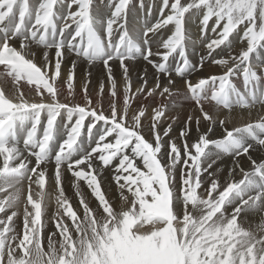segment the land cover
I'll list each match as a JSON object with an SVG mask.
<instances>
[{
    "label": "snow or ice",
    "instance_id": "1",
    "mask_svg": "<svg viewBox=\"0 0 264 264\" xmlns=\"http://www.w3.org/2000/svg\"><path fill=\"white\" fill-rule=\"evenodd\" d=\"M136 7L0 0V264H264V115L234 122L264 112V0H139L144 15L133 19ZM193 17L197 33L187 27ZM78 61L89 69L83 104ZM209 61L218 74H202ZM97 65L107 109L105 80L95 104L89 94ZM185 103L193 110L180 146L170 136L179 116L167 113ZM224 157L231 167L221 182L223 167L211 169Z\"/></svg>",
    "mask_w": 264,
    "mask_h": 264
},
{
    "label": "bare ground",
    "instance_id": "2",
    "mask_svg": "<svg viewBox=\"0 0 264 264\" xmlns=\"http://www.w3.org/2000/svg\"><path fill=\"white\" fill-rule=\"evenodd\" d=\"M99 2V0H98ZM107 2V0H105V3ZM138 2L139 0H134V4L137 5V7L134 9V12L132 13L133 19H135L136 17H143L144 13L140 11V9L138 8ZM152 2V0H145V4L147 5L148 3ZM157 6L159 4V0H155ZM101 12L105 11V9L101 8L100 9ZM156 15H158V12L156 9L153 10V16L152 19L154 20L156 18ZM211 23V22H210ZM197 25H198V20L193 17L192 19L189 20L188 22V29L190 32L192 33H197ZM208 35L211 37L213 34L211 33V31H209ZM240 48L239 44H236L233 48V52H237ZM203 54V48L201 45H197V47L195 49H190L189 50V59L192 63H199V58L200 55ZM50 55H54V50H52L50 52ZM213 55L216 58H219L221 55L223 56H227V50H224L223 52L220 49L216 50V53H213ZM76 59L75 56L73 55H69L67 56V58L65 59L63 65H62V75L66 76L67 71L71 65V61ZM210 65V61L208 64L205 65V68L203 70V75H212V74H218V69L215 66H209ZM146 65H144L143 63H140L139 65L136 66L135 70L132 72V78L134 81V87H135V81L136 78L139 74H142L145 70ZM148 68V72H149V78H151V74L154 71L150 66H147ZM89 69L87 68V65L85 62L83 61H78V65L77 68L75 70V102H79L81 104H83V99H82V82L84 80V74L86 71H88ZM90 71L92 72V76H91V84L89 85V94L93 100V103L95 104L96 100H97V92H98V86H99V81L101 79L105 80V97L103 100V106L105 109L108 108V97H107V92H108V84L106 81V74L103 70V66L102 65H97L95 67H93L92 69H90ZM114 71V75L118 81V92H122V83H121V74H120V70L118 67H114L113 69ZM197 75H193L191 77V79L193 80V82H195V80L197 79ZM11 87V83L9 82L8 85L5 86L6 90L8 88ZM66 91V88H65ZM61 99L63 100V97H61ZM122 101V98H121ZM138 102H133V107L137 106ZM193 110V106L190 103H185L182 107L177 108L175 111L170 110L167 115L168 116H172V115H178L179 116V121H177L176 123L173 124V131L170 133V136L172 138H176V143L180 146H182V142L178 139L179 136V130L180 128L183 126V122L184 120L187 118V116L192 112ZM252 115L251 117H249L246 113L244 116L243 120H239L237 119L236 121H234L237 125L241 124V123H246L249 120H257L259 118L260 115H264V112H258L256 109H252ZM198 114V113H197ZM171 122V121H168ZM148 121H145V124L147 125ZM164 126H167V124L165 123ZM203 130V129H202ZM196 136V129H195V123H193L192 125V132L190 134V138H189V143H192L195 139ZM168 139V138H165ZM253 156L255 158L256 154L253 153ZM244 166L247 167V161L244 162ZM218 167H223L224 171L220 176L221 182H223L224 177L227 175L228 172V168L231 167V158L229 157H224L223 159L217 161V163L215 165H213V169L218 168ZM210 170V171H211ZM52 174V169L50 167L49 169V175L51 176ZM70 177V173H65V183H64V189H65V194L67 197L70 198V202L73 204L74 207L78 206V198L75 196V193L73 192V187L71 186V184L68 182V178ZM105 177L108 178V180L110 181L111 177L110 174L108 172H105ZM239 178V177H237ZM82 184V191L87 192L86 187L83 186V182H81ZM46 191L49 192V197L48 200L51 201V203L48 206V211L52 208V204H54V200H55V196L57 195L56 189L54 185H50L48 187H46ZM113 197H117V191L115 189V186L113 185L111 192L109 193V198L112 199ZM47 203V201H46ZM82 211V210H81ZM49 215V214H48ZM50 216V215H49ZM260 219L259 214H255L254 216H250L249 220L253 222V224L255 222H258ZM19 223V221H18ZM246 227L249 226L248 224L245 225ZM51 224L49 223L48 228H51Z\"/></svg>",
    "mask_w": 264,
    "mask_h": 264
},
{
    "label": "rangeland",
    "instance_id": "3",
    "mask_svg": "<svg viewBox=\"0 0 264 264\" xmlns=\"http://www.w3.org/2000/svg\"><path fill=\"white\" fill-rule=\"evenodd\" d=\"M180 131V130H179ZM73 192L75 193L74 189ZM55 211V203L52 204V208L48 211V214L51 216V214ZM52 226V225H51Z\"/></svg>",
    "mask_w": 264,
    "mask_h": 264
}]
</instances>
